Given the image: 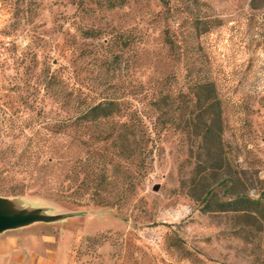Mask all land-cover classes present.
<instances>
[{
    "label": "rangeland",
    "instance_id": "rangeland-1",
    "mask_svg": "<svg viewBox=\"0 0 264 264\" xmlns=\"http://www.w3.org/2000/svg\"><path fill=\"white\" fill-rule=\"evenodd\" d=\"M109 2L0 0L2 209L78 216L83 264H264V7L253 10L252 0H172L163 18L161 0H129L115 9ZM168 27L173 50L164 41ZM88 28L98 30L96 38L82 35ZM117 34L123 35L119 42ZM125 39L131 46L121 44ZM30 51L37 59L22 62ZM52 72L65 73L70 89L74 84L87 102L120 98L132 109L146 105L150 128L159 115L153 101L172 91V106L137 158L120 156L114 136L95 139L109 135V122L51 141L59 149L51 175L58 180L53 188L65 195L61 200L34 190L2 193L27 176L2 167L17 161L40 127L31 118L52 109L51 99L31 107L29 87ZM208 80L216 83L224 128L220 148L211 152L188 124L202 112L194 85ZM216 152L224 167L214 175ZM89 159L95 173L106 175L103 184H82L88 172L81 167ZM132 177L137 185L128 189ZM242 195L251 200L245 207L221 210L219 203ZM60 223L28 227L57 235Z\"/></svg>",
    "mask_w": 264,
    "mask_h": 264
},
{
    "label": "trees",
    "instance_id": "trees-1",
    "mask_svg": "<svg viewBox=\"0 0 264 264\" xmlns=\"http://www.w3.org/2000/svg\"><path fill=\"white\" fill-rule=\"evenodd\" d=\"M129 0H110L108 8L115 9L124 6ZM260 1L261 5L256 3ZM164 11L161 13L162 17H169L172 12V0H161ZM264 7V0H252L251 8L258 10ZM17 21V19H16ZM98 30L88 28L83 29L82 35L86 38H96ZM123 35H116L114 38L119 42ZM164 41L173 50L174 42L170 34V28H166L164 34ZM131 40L125 39L122 41L123 46H131ZM32 57V61L37 59V54L32 51L20 56L22 62L27 61ZM168 78H165V83H169ZM71 81L65 73L52 72L45 74L42 81L30 85L31 107L35 104H40L46 99L53 100L52 109L46 112L44 108L40 109V113L45 111L43 119H38L40 113L36 118L32 117L31 122L39 128L34 129L35 132L29 142L23 145L18 154V159L13 165L4 164L2 168L10 166L17 168L18 171L26 173L24 179H14V185H10L7 189H3L2 193L8 195H24L28 191H33L42 195L45 198L61 200L65 197L62 191L53 188L58 180L57 177L51 175V171L56 169L59 162H55L59 154L58 146L53 144V140H59L67 135V132L73 128L91 127L99 125L103 122H109L113 128L109 135L103 137L98 135L96 140H105L114 136V140L120 147V156L127 159L137 158L146 153L147 146L152 141V133L157 129L158 120L165 123V114L167 108L172 104L173 93L168 92L167 95L158 97L153 101L156 111L159 112L158 117L151 119L153 128H150L147 122V115L145 111L146 105L142 109H132V102L130 100H122L120 98H105L97 103L87 102V98H82L80 94H75L79 89H75L73 84L70 89ZM170 84V83H169ZM194 97L196 98V107L202 112L189 122V126H193L197 130V137L201 144H204L209 152L220 148L223 141V120H222V102L218 97L217 86L214 81H198L194 85ZM172 93V94H171ZM77 108V113H70L68 108ZM56 109V110H54ZM67 109V110H66ZM166 110V111H165ZM67 114H62V112ZM42 112V113H43ZM21 117V116H20ZM37 139V141H36ZM210 164L211 172L216 175L221 173L224 165V158L222 153H212ZM95 157L92 152L90 159ZM89 159L88 163L81 167L88 172L86 179L82 184L86 187L91 186L96 180L100 183L106 182V175L104 173H95L94 166ZM128 189H133L137 185L136 178H130ZM74 196V194H72ZM70 197H73V196ZM76 196V195H75ZM93 198V197H92ZM250 199L245 196H240L234 201L226 203H219L221 210L226 211L230 208H242L250 203ZM103 202V201H100ZM117 201L108 202L110 205H116ZM72 204H80L77 199L71 201Z\"/></svg>",
    "mask_w": 264,
    "mask_h": 264
},
{
    "label": "crops",
    "instance_id": "crops-1",
    "mask_svg": "<svg viewBox=\"0 0 264 264\" xmlns=\"http://www.w3.org/2000/svg\"><path fill=\"white\" fill-rule=\"evenodd\" d=\"M77 217L58 222L57 235L44 233L37 226L0 234V264H83L85 233L82 225L75 223Z\"/></svg>",
    "mask_w": 264,
    "mask_h": 264
},
{
    "label": "water",
    "instance_id": "water-1",
    "mask_svg": "<svg viewBox=\"0 0 264 264\" xmlns=\"http://www.w3.org/2000/svg\"><path fill=\"white\" fill-rule=\"evenodd\" d=\"M3 201L0 199V234L15 229H21L35 223H58L64 221L75 214L69 215H45L41 213H8L2 209ZM51 216L53 218H49Z\"/></svg>",
    "mask_w": 264,
    "mask_h": 264
}]
</instances>
